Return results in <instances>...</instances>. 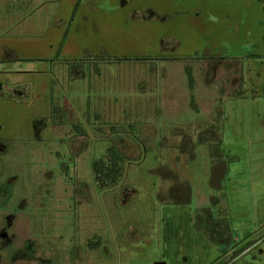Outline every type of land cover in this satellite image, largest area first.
Instances as JSON below:
<instances>
[{
    "label": "rangeland",
    "instance_id": "374dc122",
    "mask_svg": "<svg viewBox=\"0 0 264 264\" xmlns=\"http://www.w3.org/2000/svg\"><path fill=\"white\" fill-rule=\"evenodd\" d=\"M204 228L264 252V0H0V264L238 257Z\"/></svg>",
    "mask_w": 264,
    "mask_h": 264
},
{
    "label": "trees",
    "instance_id": "16d2710c",
    "mask_svg": "<svg viewBox=\"0 0 264 264\" xmlns=\"http://www.w3.org/2000/svg\"><path fill=\"white\" fill-rule=\"evenodd\" d=\"M188 76V82L190 88L193 86V76L191 72L187 71ZM191 105L194 110L197 111V107L195 105V102L193 98L191 99ZM108 161L105 160H98L93 163V171L95 174V179L100 182L101 187H105L107 185L115 183L120 177H121V171H122V165L124 163V157L114 148L111 146L108 148L107 153ZM223 165V163H218L217 165H214L211 169L212 176L210 178V181L216 183L217 180L222 176V173L226 171V166ZM177 189V188H175ZM172 193H174V200L178 202H182L185 199V193L184 195L180 196L177 190H172ZM251 242L246 243L245 246L250 245ZM91 248H93V244H89ZM244 248V247H243ZM242 248V249H243ZM222 264V262H221Z\"/></svg>",
    "mask_w": 264,
    "mask_h": 264
},
{
    "label": "flooded vegetation",
    "instance_id": "af4514ba",
    "mask_svg": "<svg viewBox=\"0 0 264 264\" xmlns=\"http://www.w3.org/2000/svg\"><path fill=\"white\" fill-rule=\"evenodd\" d=\"M176 188V187H175ZM174 187L173 188H171V190H177L178 189V193L180 194V196H182V195H184L183 193H185V197H188V195H189V190H187V189H180V188H178L177 187V189H175ZM182 190V191H181ZM174 202H176L175 200H174ZM177 203V202H176ZM202 215V216H201ZM200 216H199V218H198V220L200 219V220H202V217H204L205 215H206V217L208 216V215H210V219H213V217H212V215L210 214V213H207L206 211H204V212H202V214H201ZM206 219V218H205ZM204 227H206V225L204 226ZM205 229V228H204ZM206 231V234H207V236L209 235V237L211 238V240L213 241V242H215L214 244L216 245H220V250H219V255L218 256H220V255H226L227 254V251L232 247L234 250H235V252H234V254H236L237 256H239L240 254H242L243 252H242V248H241V246H239V247H237L236 248V246L237 245H231V241H229V242H227V236H225L224 238H225V241L224 240H222V239H220V236L217 234V233H215L214 235H213V231L211 230V229H209V228H207V229H205ZM208 231V232H207ZM241 244V243H240ZM236 248V249H235ZM217 257V256H216ZM156 261H159V262H165V264H167V262L164 260V259H157ZM155 261V262H156Z\"/></svg>",
    "mask_w": 264,
    "mask_h": 264
},
{
    "label": "crops",
    "instance_id": "0c3cea01",
    "mask_svg": "<svg viewBox=\"0 0 264 264\" xmlns=\"http://www.w3.org/2000/svg\"><path fill=\"white\" fill-rule=\"evenodd\" d=\"M246 243H248V242H246ZM225 256V255H224ZM242 257V255L240 256H238L237 258L235 257V258H232L230 261H228V262H230V264L231 263H235V262H237V260H235V259H238V260H240V259H243V258H241ZM244 257V256H243ZM217 259V260H216ZM214 260H216V261H219V260H224L223 258H219V256H217ZM245 263L244 264H250L251 263V261L254 263V264H264V252H261V253H259V254H256V255H252L249 259H246L245 258ZM226 264V263H225Z\"/></svg>",
    "mask_w": 264,
    "mask_h": 264
},
{
    "label": "water",
    "instance_id": "95a60500",
    "mask_svg": "<svg viewBox=\"0 0 264 264\" xmlns=\"http://www.w3.org/2000/svg\"><path fill=\"white\" fill-rule=\"evenodd\" d=\"M153 264H165V262H159V261H156V262H154Z\"/></svg>",
    "mask_w": 264,
    "mask_h": 264
}]
</instances>
